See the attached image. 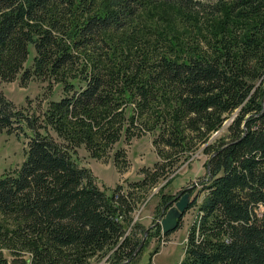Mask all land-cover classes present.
<instances>
[{"label": "trees", "instance_id": "1", "mask_svg": "<svg viewBox=\"0 0 264 264\" xmlns=\"http://www.w3.org/2000/svg\"><path fill=\"white\" fill-rule=\"evenodd\" d=\"M19 74L63 96L30 113L0 89V133L29 139L0 177V264H93L108 250L134 264L149 246L134 254L139 220L127 233L135 190L200 146L207 174L179 264H264V0H0V83ZM146 133L159 159L126 190L79 161L85 148L126 167L120 142Z\"/></svg>", "mask_w": 264, "mask_h": 264}, {"label": "rangeland", "instance_id": "2", "mask_svg": "<svg viewBox=\"0 0 264 264\" xmlns=\"http://www.w3.org/2000/svg\"><path fill=\"white\" fill-rule=\"evenodd\" d=\"M31 64L30 58L25 66L28 67ZM0 89L8 99L15 103L17 109L27 110L30 113H39L51 100H57L63 96L61 84L53 83L52 87H50L47 80L36 76L23 83L21 82V74L13 81H1ZM230 120L228 119L225 122L220 131L213 134L211 140L226 133V127ZM28 140V137L22 131L13 133L4 131L0 133V177L4 174L12 173L22 164ZM152 140L153 134L151 133H146L141 137H134L130 143L122 140L120 145L127 152V166L123 168L116 166L113 157L107 160L92 158L85 148L79 149V161L82 165L92 170L96 176L97 183L102 188L111 191L118 184H121L126 190L129 184L140 181L144 177L143 168L153 167L154 163L159 159ZM203 148V146H200L175 173L171 174L170 180L165 179L154 186L135 190L139 201L137 202V209L132 214L133 220L129 225L130 227H128L127 233L132 232V225L138 220L143 224L145 231L148 228L150 230L147 236L149 246L145 248L134 264H148L149 262L150 264H179L186 257L187 236L196 218L197 208L188 209L181 220L179 228L167 236H157L154 227L161 219L163 208L161 197L163 193L171 194L174 197L180 191L189 188L192 199L199 193L201 180L207 174L206 163L209 158ZM199 201H201V198ZM142 231L137 234L141 240L145 235V231L144 234ZM150 232L153 233L151 236ZM153 250L157 252L153 255L151 262L150 254ZM112 251L108 250L102 256H95L92 259V263L111 264L109 255ZM126 263L128 264L129 262Z\"/></svg>", "mask_w": 264, "mask_h": 264}, {"label": "water", "instance_id": "3", "mask_svg": "<svg viewBox=\"0 0 264 264\" xmlns=\"http://www.w3.org/2000/svg\"><path fill=\"white\" fill-rule=\"evenodd\" d=\"M208 167H209V163H208ZM181 194L182 196L178 198ZM191 201H192V194L190 192V189L185 188L184 190L180 191L175 196L174 203L168 208V210H165L167 206L166 204V206L162 210L161 219L157 223V224L159 223L161 224L162 231L164 234L175 230L179 226L180 219L183 217V215L188 210ZM149 230L150 228L146 229L144 238L142 239L140 245L138 246V248L136 249L134 253L135 255L138 254L139 250L144 245L146 238L148 236Z\"/></svg>", "mask_w": 264, "mask_h": 264}, {"label": "flooded vegetation", "instance_id": "4", "mask_svg": "<svg viewBox=\"0 0 264 264\" xmlns=\"http://www.w3.org/2000/svg\"><path fill=\"white\" fill-rule=\"evenodd\" d=\"M182 196V194L178 197V198H180ZM174 198H175V196L174 197H172L171 199H169L164 205H163V208L166 206V204H167V206H166V209L168 208V207H170L171 205H173V203H174ZM177 198V199H178ZM163 208H162V210H163ZM165 209V210H166Z\"/></svg>", "mask_w": 264, "mask_h": 264}, {"label": "built area", "instance_id": "5", "mask_svg": "<svg viewBox=\"0 0 264 264\" xmlns=\"http://www.w3.org/2000/svg\"><path fill=\"white\" fill-rule=\"evenodd\" d=\"M116 197H117V195H116Z\"/></svg>", "mask_w": 264, "mask_h": 264}]
</instances>
